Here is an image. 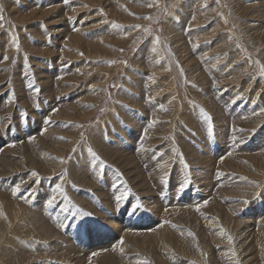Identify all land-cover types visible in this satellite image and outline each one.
I'll use <instances>...</instances> for the list:
<instances>
[{"label":"rangeland","instance_id":"rangeland-1","mask_svg":"<svg viewBox=\"0 0 264 264\" xmlns=\"http://www.w3.org/2000/svg\"><path fill=\"white\" fill-rule=\"evenodd\" d=\"M0 16V264H264V0Z\"/></svg>","mask_w":264,"mask_h":264},{"label":"snow or ice","instance_id":"snow-or-ice-1","mask_svg":"<svg viewBox=\"0 0 264 264\" xmlns=\"http://www.w3.org/2000/svg\"><path fill=\"white\" fill-rule=\"evenodd\" d=\"M65 3H68V0H65ZM149 6H151V5H149ZM2 19H3V17L0 16V20H2ZM114 26H115V27H120L119 25H114ZM13 41H14V42L16 41V38H15V37H13ZM156 42H157V43L159 42L158 39H157ZM16 46H17V48L19 47V46H18V43L16 44ZM153 51H155V48H153ZM5 59H6V57H5ZM260 72H261V75H264V66H261V68H260ZM37 91H38V90H37ZM262 111H264V109H262ZM205 118H206V119L208 120V122H209V123H208V131H209V133H211V130H212V125H211V122H210V121H211V118L208 117V116H206ZM45 123H48V121L46 120ZM29 139L31 140V139H33V138L30 137ZM89 151L91 152V149H89ZM61 162H63V161H61ZM32 175H33V176H36V175H38V174L35 173V172H33ZM186 183H187V182H185V183H183V184L180 185V190H183V188L186 186ZM53 191H54V192H59L61 195H63L62 188H61V186H60L59 184L56 185V187H55V189H54ZM18 192H20V186H19V185H17L16 188L13 190V194L18 193ZM65 198H66V197H65ZM55 199H56L55 195L51 196V197L46 201L47 205L51 206V205L54 203ZM66 199H67V198H66ZM119 199H120V198L118 197L117 200H119ZM204 204L206 205V204H207V201H205ZM139 206H140L139 204H136V205H135V207H139ZM197 210H199V206H197ZM85 215H90V214H89V213H85ZM189 235H191V233H189ZM229 240H231L230 237H229ZM120 243H123V241L121 240ZM121 251H123V249H121ZM93 255H96V253H93ZM142 264H147V262L144 261V262H142Z\"/></svg>","mask_w":264,"mask_h":264}]
</instances>
